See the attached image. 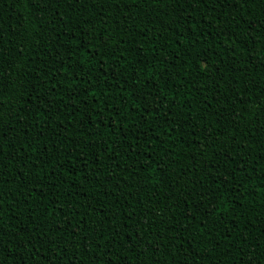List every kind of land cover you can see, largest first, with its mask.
Segmentation results:
<instances>
[{
  "label": "trees",
  "instance_id": "obj_1",
  "mask_svg": "<svg viewBox=\"0 0 264 264\" xmlns=\"http://www.w3.org/2000/svg\"><path fill=\"white\" fill-rule=\"evenodd\" d=\"M0 73V264H264V0H0Z\"/></svg>",
  "mask_w": 264,
  "mask_h": 264
},
{
  "label": "snow or ice",
  "instance_id": "obj_2",
  "mask_svg": "<svg viewBox=\"0 0 264 264\" xmlns=\"http://www.w3.org/2000/svg\"><path fill=\"white\" fill-rule=\"evenodd\" d=\"M0 75H2V73H0ZM241 259H242V261H243V257H242Z\"/></svg>",
  "mask_w": 264,
  "mask_h": 264
}]
</instances>
